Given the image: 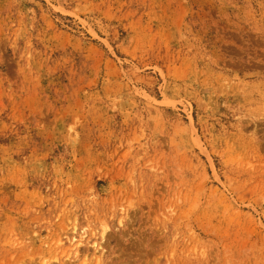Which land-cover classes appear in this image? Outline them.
<instances>
[{
    "label": "rangeland",
    "instance_id": "1",
    "mask_svg": "<svg viewBox=\"0 0 264 264\" xmlns=\"http://www.w3.org/2000/svg\"><path fill=\"white\" fill-rule=\"evenodd\" d=\"M0 264H264V0H0Z\"/></svg>",
    "mask_w": 264,
    "mask_h": 264
}]
</instances>
